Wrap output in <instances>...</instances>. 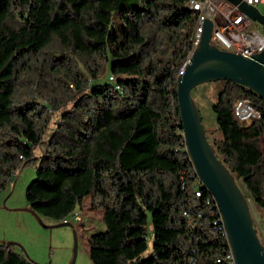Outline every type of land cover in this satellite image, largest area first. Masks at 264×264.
Instances as JSON below:
<instances>
[{"label": "trees", "instance_id": "trees-1", "mask_svg": "<svg viewBox=\"0 0 264 264\" xmlns=\"http://www.w3.org/2000/svg\"><path fill=\"white\" fill-rule=\"evenodd\" d=\"M190 1L0 0V191L19 165L32 164L25 200L37 216L63 222L90 198L104 225L88 236L91 264H227L220 215L180 126ZM105 68L117 85L100 79ZM214 83L220 138L212 146L264 217V102ZM244 98L260 110L248 126L233 111ZM15 247L0 244V264H36Z\"/></svg>", "mask_w": 264, "mask_h": 264}, {"label": "water", "instance_id": "water-1", "mask_svg": "<svg viewBox=\"0 0 264 264\" xmlns=\"http://www.w3.org/2000/svg\"><path fill=\"white\" fill-rule=\"evenodd\" d=\"M224 1L264 25V16L256 8L239 0ZM211 30L212 23L206 20L198 48L186 61L183 73L177 76L180 126L195 175L216 205L235 264H264V247L253 228L247 202L209 145L191 97L197 86L228 81L250 90L264 102V50L250 59L219 50L210 44ZM75 256L76 241L71 264Z\"/></svg>", "mask_w": 264, "mask_h": 264}, {"label": "rangeland", "instance_id": "rangeland-1", "mask_svg": "<svg viewBox=\"0 0 264 264\" xmlns=\"http://www.w3.org/2000/svg\"><path fill=\"white\" fill-rule=\"evenodd\" d=\"M259 11L264 13L260 7ZM254 28L261 30L258 24H255ZM108 76L107 68L103 69L100 79L104 81ZM216 90L215 83H206L197 86L191 92L192 100L202 120L207 141L213 150L212 141L220 138L215 125L216 117L211 111V106L216 101ZM63 108L60 107V110ZM57 118L58 112L51 113L52 123ZM260 145L264 150V138L260 139ZM42 150V146L37 147L35 155L38 156ZM34 175V165L21 164L13 173L6 187L0 191V244L4 242L16 244L15 251L24 253L36 264H71L76 241L74 264H91L88 253V236L93 230H104L101 221L102 211L93 209L90 198H88L82 202V207H77L73 213L81 217L80 222L75 221L73 215L66 218L68 224L37 216L29 211L25 200L26 186L34 178ZM231 177L233 178L232 175ZM233 180L247 202L253 228H256L254 219L264 220L263 214L249 202L248 194L241 182L234 178ZM147 233L145 258L150 255L153 244L151 224L148 226ZM257 236L262 241L263 238L259 230Z\"/></svg>", "mask_w": 264, "mask_h": 264}, {"label": "built area", "instance_id": "built-area-1", "mask_svg": "<svg viewBox=\"0 0 264 264\" xmlns=\"http://www.w3.org/2000/svg\"><path fill=\"white\" fill-rule=\"evenodd\" d=\"M248 6L254 7L259 11V7L264 11V0H239ZM198 5L200 12H202V23L194 24V49L190 51V56L198 48L201 34L203 32V24L206 20L212 23L210 44L218 48L239 55L245 59H250L264 50V25L251 20L247 15L238 10L237 6H232L224 0H207L204 4H197V1L192 0ZM259 13L264 16V13ZM258 24L261 30L254 28ZM184 70H181V74ZM109 82L117 80L109 76ZM234 116L243 125L248 126L253 120L260 118V110L247 98L240 99L235 103ZM261 139V138H260ZM261 146V145H260ZM261 159L264 165V150L261 149ZM200 183V182H199ZM200 192L197 191V197ZM74 220L81 221V217L73 214ZM256 228L255 232L259 230L262 235L261 245L264 247V220L254 219ZM68 224L67 220L63 221ZM218 227V226H217ZM224 262L235 264L231 249L224 254L221 259ZM218 260L217 262H220Z\"/></svg>", "mask_w": 264, "mask_h": 264}, {"label": "bare ground", "instance_id": "bare-ground-1", "mask_svg": "<svg viewBox=\"0 0 264 264\" xmlns=\"http://www.w3.org/2000/svg\"><path fill=\"white\" fill-rule=\"evenodd\" d=\"M207 2V0H203V1H197V4H204V3H206ZM188 8L191 10V11H193V13H195L196 15V18H195V22H194V24H201L202 23V12H200V8L198 7V5H196L195 3H193L192 2V0L189 2V4H188ZM192 49H194V25H193V38H192V45H191V49H190V51H192ZM190 51H189V53H188V56H187V59H186V61L190 58ZM186 61H185V63H186ZM185 63L182 65V67L180 68V70H179V72H178V76L179 75H181V70H184V67H185ZM110 77H113V76H110ZM112 84H115V82H111ZM115 88L118 90L119 88H118V86H115ZM251 103V102H250ZM201 185V184H200ZM201 187H202V185H201ZM203 188V187H202ZM195 195L197 196V192H195ZM216 206V205H215ZM217 224H219V225H222V227H223V223H222V221H221V218L217 221ZM223 229H224V227H223ZM224 232H225V230H224ZM226 235V234H225ZM226 238H227V236H226ZM227 242H228V240H227ZM228 244H229V242H228ZM229 246V248H230V245H228ZM227 264H230V262H227Z\"/></svg>", "mask_w": 264, "mask_h": 264}, {"label": "crops", "instance_id": "crops-1", "mask_svg": "<svg viewBox=\"0 0 264 264\" xmlns=\"http://www.w3.org/2000/svg\"><path fill=\"white\" fill-rule=\"evenodd\" d=\"M86 199H88V198H86ZM86 199H84L83 201H85ZM81 207H82V206H81ZM10 243H12V242H10ZM2 244H8V243H5V242H4V243H2Z\"/></svg>", "mask_w": 264, "mask_h": 264}]
</instances>
